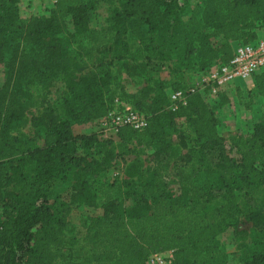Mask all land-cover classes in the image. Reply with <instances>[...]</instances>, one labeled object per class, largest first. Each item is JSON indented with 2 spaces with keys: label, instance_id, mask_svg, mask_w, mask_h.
Wrapping results in <instances>:
<instances>
[{
  "label": "trees",
  "instance_id": "obj_1",
  "mask_svg": "<svg viewBox=\"0 0 264 264\" xmlns=\"http://www.w3.org/2000/svg\"><path fill=\"white\" fill-rule=\"evenodd\" d=\"M98 1L56 0L23 17L19 0H0V264H145L166 250H172L170 264H212L221 253L217 238L239 213L252 223V243L239 261L264 264V120L225 141L215 113L229 102L224 92L216 106L202 90L187 92L175 109L167 95L165 109L143 104L118 78L145 75L161 63L179 72L228 63L232 42L264 36V0H120L106 29L90 24ZM106 44L120 67L112 81L96 69L83 72L84 60ZM57 80L65 85L61 97L31 117L35 131L26 135L32 89ZM252 83L264 99V68ZM186 86L174 82L171 90ZM116 99L144 114L147 125L118 127L115 152L92 132H73L105 116ZM178 119L193 133L194 146L185 138L172 142ZM140 151L155 157L152 170ZM125 154L134 157L121 176L107 184L91 180ZM84 194L100 212L82 220V254L73 255L64 251L71 241L68 211Z\"/></svg>",
  "mask_w": 264,
  "mask_h": 264
},
{
  "label": "rangeland",
  "instance_id": "obj_2",
  "mask_svg": "<svg viewBox=\"0 0 264 264\" xmlns=\"http://www.w3.org/2000/svg\"><path fill=\"white\" fill-rule=\"evenodd\" d=\"M120 0H99L96 9L90 13V24L92 27L99 29H106L107 22L106 19L109 14L118 8ZM193 8H196L197 2H192ZM67 30L71 31L73 28L72 20L70 17L67 19ZM215 42H218V38H214ZM136 42H131V45H135ZM108 44L102 46L92 58L85 59V71L90 69H96L100 71L101 74H106L107 77L111 79L115 78V74L119 67V62L112 59L110 52L107 50ZM3 67L0 64V83L2 81ZM77 75L80 73L76 72ZM193 71L179 72L173 70L168 63H161V67H150L149 71L145 75L141 76H127L122 73L120 81L125 85L126 91L138 97L143 104L150 107L162 106L165 109H169V104L167 100V95L171 90V85L174 82L193 83L194 79ZM240 78L234 79L235 85H238ZM245 81V80H241ZM65 89V85L61 81H53L46 86H40L38 88H33V98L26 101V114L25 120L22 124V131L28 135L33 136L35 127L31 122V117L41 116L46 112L47 107L54 106L56 101L61 97L62 92ZM159 89H161V94H159ZM233 91V90H232ZM231 91V92H232ZM222 92L229 98L232 96L233 100L229 98V102L224 105H218V100L209 103L216 106L215 113L219 120L218 132L220 136L227 141L230 135H247L250 131L252 124L260 119L264 120V99L259 98L254 88L252 91L248 90V97H243L237 95L236 93H230V91ZM158 95V101L153 105L152 100ZM236 96V99H235ZM208 101V99H207ZM74 133L80 132H92L95 134L96 139L101 143H106L109 147L114 149L115 143L118 141L116 136L103 135V131L99 128L96 121L88 122L83 124H78L73 127ZM171 139L173 143H177L179 138H185L189 146H194L193 133L187 128L186 122L183 119H178L176 123V130L171 133ZM131 147L133 145H130ZM187 149H182L181 154L186 153ZM138 155L144 161V167L152 170L155 166V157L150 151H145L138 153ZM95 157V155H92ZM134 155L125 154L123 156L115 157L113 156L110 163L103 168H100V173L94 175L91 180L94 183H110L114 180L115 176H121L125 163L132 159ZM91 158V156L89 157ZM174 172V167L171 166L169 169L170 178H172ZM264 179V175L262 176ZM83 198L80 202H72L70 209L68 211V221L69 225L65 231L66 237L71 238L70 244L64 248L66 253H72L73 255H81L82 252L79 250L78 245L81 243V238L85 234V227L82 225V220L86 216L96 214L100 212V208L92 207L87 205L89 200L87 194L82 195ZM99 193L92 194V200L95 203L99 201ZM86 203H85V202ZM244 200L242 195L239 197V203H243ZM2 212V207L0 206V215ZM252 243V223L248 221L242 213L237 216V223L230 226L222 235H220L216 244L220 248V256L216 257L212 264H241L239 261V256L244 245H250Z\"/></svg>",
  "mask_w": 264,
  "mask_h": 264
},
{
  "label": "built area",
  "instance_id": "obj_3",
  "mask_svg": "<svg viewBox=\"0 0 264 264\" xmlns=\"http://www.w3.org/2000/svg\"><path fill=\"white\" fill-rule=\"evenodd\" d=\"M41 7L52 4L56 0H41ZM40 7V8H41ZM39 8V9H40ZM35 10L34 12H36ZM233 56L228 63L212 65L204 71H199V77L193 83H187L186 88L170 90L168 93L171 109L185 104V94L194 90L204 91L210 102L218 100L219 93L226 87L233 89L236 78H252L264 68V36L258 34L256 38L243 42L235 41ZM103 135L115 136L117 128L129 125L133 129L142 130L147 125L144 114L135 110L131 105L116 99L107 114L96 120ZM172 250L155 252L149 255L145 264H170Z\"/></svg>",
  "mask_w": 264,
  "mask_h": 264
},
{
  "label": "crops",
  "instance_id": "obj_4",
  "mask_svg": "<svg viewBox=\"0 0 264 264\" xmlns=\"http://www.w3.org/2000/svg\"><path fill=\"white\" fill-rule=\"evenodd\" d=\"M19 12L23 17L30 16L35 10H38L41 5L43 4L41 0H19ZM233 45L236 42H232ZM200 72H193V79L196 80L199 77ZM241 80L245 81H239L238 85H236L233 89L230 87H226L227 91H230V93H236L237 95H241L243 97H248V90L252 91L253 83L252 78H240ZM233 90V91H232ZM232 91V92H231ZM231 95V94H230ZM229 95V98H231V102L233 100L232 96ZM236 99V96H235ZM230 101V100H229Z\"/></svg>",
  "mask_w": 264,
  "mask_h": 264
}]
</instances>
